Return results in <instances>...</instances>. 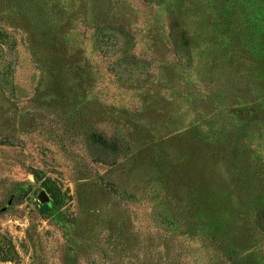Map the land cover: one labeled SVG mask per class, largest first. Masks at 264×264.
Instances as JSON below:
<instances>
[{
    "label": "rangeland",
    "instance_id": "1",
    "mask_svg": "<svg viewBox=\"0 0 264 264\" xmlns=\"http://www.w3.org/2000/svg\"><path fill=\"white\" fill-rule=\"evenodd\" d=\"M1 251L264 264V0H0Z\"/></svg>",
    "mask_w": 264,
    "mask_h": 264
},
{
    "label": "trees",
    "instance_id": "2",
    "mask_svg": "<svg viewBox=\"0 0 264 264\" xmlns=\"http://www.w3.org/2000/svg\"><path fill=\"white\" fill-rule=\"evenodd\" d=\"M93 147V150L95 148V146H91ZM106 149V147L104 148ZM117 153V152H115ZM112 155H117V154H112ZM104 157H112L111 155L108 156L107 154L104 156ZM99 161H105L108 163V160H103V158H98ZM35 176H36V179L37 181L39 182H42L43 186L47 189V191L49 192V194L51 195V197L53 198V200L55 201V203H57L58 205H61L62 204V192L61 190L56 186V184L52 181V180H49V181H45L43 180L40 172H36L35 171ZM12 252L11 251H1L0 252V260H3V261H10L11 258H12ZM229 257L231 259H235L231 254H229ZM235 264H236V260H235Z\"/></svg>",
    "mask_w": 264,
    "mask_h": 264
},
{
    "label": "water",
    "instance_id": "3",
    "mask_svg": "<svg viewBox=\"0 0 264 264\" xmlns=\"http://www.w3.org/2000/svg\"><path fill=\"white\" fill-rule=\"evenodd\" d=\"M40 200L43 202V203H50L51 202V198L48 196V194L46 192H41L40 194Z\"/></svg>",
    "mask_w": 264,
    "mask_h": 264
}]
</instances>
